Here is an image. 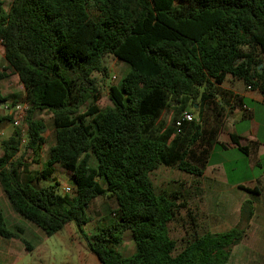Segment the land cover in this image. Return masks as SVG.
Listing matches in <instances>:
<instances>
[{
	"label": "trees",
	"instance_id": "trees-1",
	"mask_svg": "<svg viewBox=\"0 0 264 264\" xmlns=\"http://www.w3.org/2000/svg\"><path fill=\"white\" fill-rule=\"evenodd\" d=\"M0 39L7 62L0 104L13 98L30 106L25 133L13 114L0 115V125L14 126L1 143L0 184L16 213L52 236L70 222L83 231L92 201L114 198L117 217L85 235L101 264H227L250 227L253 201L242 204L230 230L196 234L177 251L170 224L187 198L157 194L150 173L162 165L202 173L184 159L187 123L176 127L186 102L215 96L229 76L264 97V0H12L8 10L0 0ZM107 55L130 70L101 108L95 74L108 76ZM12 75L24 91L4 96L1 83ZM175 107L171 126L161 130L163 113ZM38 110L53 114L56 143L42 170L29 174L22 147L39 154L46 143ZM57 163L71 172L74 197L60 194L58 182L41 184ZM24 233L21 225L9 229L0 210V236L32 250ZM127 233L135 243L130 256L119 249Z\"/></svg>",
	"mask_w": 264,
	"mask_h": 264
},
{
	"label": "crops",
	"instance_id": "crops-1",
	"mask_svg": "<svg viewBox=\"0 0 264 264\" xmlns=\"http://www.w3.org/2000/svg\"><path fill=\"white\" fill-rule=\"evenodd\" d=\"M216 86L218 93L215 96L204 100L198 98L196 102L190 100L185 103V110L194 113L195 120L193 123L187 122L185 129L184 136H187L189 140L186 143L184 159L200 168L202 173L190 174L191 180L185 182L182 188V193L186 194L184 195L188 202L187 209L184 210L187 211V217L195 226L198 223L196 220L202 215L205 216L209 226L206 232L211 233L228 231L236 226L240 221L241 207L245 199L242 201L240 199L232 210L226 206L219 209L211 208L206 202L207 188L210 187L215 193L218 188L212 189V187L217 178L224 180L228 172H255L258 167L264 166L263 95L258 90L249 88L242 80L230 76L224 83ZM172 111L173 109L169 113L170 125ZM195 134L201 135L193 143L190 140ZM4 135L5 129L0 125V136ZM241 147L246 149L245 152L240 149ZM230 151H235L237 157L233 165L227 168L223 154ZM246 182L249 185H245L244 181H236L231 184L229 191H238V193L241 191L242 195H249L254 203L255 213L245 238L233 247L227 264H264V217H260L259 211L264 209V201H259L264 196V183H262L264 181L251 179ZM0 210L4 214L6 223L11 217L16 220L15 226L21 225L22 219L13 210L1 184ZM260 218L262 223L258 222ZM24 229V234L30 232L34 236L48 237L42 230L30 227H24ZM190 238L188 236L183 240L185 245ZM16 240L0 236V250L8 254L17 247L23 251L25 244H17ZM87 249L89 251L88 245ZM43 251L44 256L50 253L47 248Z\"/></svg>",
	"mask_w": 264,
	"mask_h": 264
},
{
	"label": "rangeland",
	"instance_id": "rangeland-1",
	"mask_svg": "<svg viewBox=\"0 0 264 264\" xmlns=\"http://www.w3.org/2000/svg\"><path fill=\"white\" fill-rule=\"evenodd\" d=\"M3 1L5 8L8 10L11 6L12 0ZM104 65L108 69V76L105 77L100 73L95 74L100 80L101 97L98 101V105L101 108L112 104L109 98L111 85L120 86L123 77L130 70L128 63L120 61L113 55L105 56ZM1 86L4 96H9L14 93L22 94L24 91V87L21 84L18 75H12V77L4 80L1 83ZM12 100L13 98H11L8 103H11ZM5 104L6 103L0 104V115L2 116L7 115ZM172 109L174 111L176 107ZM171 110L165 111L160 118L161 120L158 126H162L161 130L171 126L169 122V113ZM35 118L42 119L47 127L44 134L46 143L39 154H33L25 150V147H22L21 152L26 153L25 160H27V166L24 167V171L29 174L42 170L48 160L51 146L56 143L53 114L49 110H38L35 113ZM1 128L5 129V135L0 136V154L3 152L1 145L2 141L12 134L14 126L10 122H5L1 124ZM223 156L226 160V167L229 168L233 165V161L236 159L237 153L235 151L225 152ZM91 163L93 166H97V160L94 155H92ZM55 167L56 170L54 174L48 179H43L41 184L55 185L58 182V192L60 194H68L70 197H74L73 188L75 186V182L73 176L68 170L64 169L60 163H57ZM263 169L264 166L263 168L258 167L255 172H228V176L224 180L222 178H217L212 189L218 188V191L214 193V190H211L210 187L207 188V204H209L211 208L219 209L220 207L226 206L232 210L240 199L241 201L244 199V201L252 200L249 195H242L243 193H241V191H239L240 193H238V191L230 192L229 189L231 184L236 183V181H244L245 185H249L246 181L251 179H260L264 181ZM189 176L190 173L179 169L177 166L165 165L160 166L158 169L150 173V178L154 184L157 194H163L166 196L182 195L183 197L181 199H183L186 195L185 193V195L182 193V188L185 182L191 180V177ZM66 186H70L72 191L64 192L63 188ZM255 200L258 201L257 199ZM259 201H264V196ZM117 210L118 205L114 198L104 196L97 197L89 205L87 213L91 220L83 227V231L80 230L75 222H70L62 231H60L59 235L40 237L27 232L23 235V237L30 243L33 249H26L23 242L20 239H17L15 242H17V244L24 245L25 251L16 247L7 254L6 252L0 250V264H101L98 256L92 252L90 248L88 251V243L85 235L98 233L104 227L109 225L110 222L117 217ZM184 210L185 209L182 210L183 212L181 211L177 220L170 224V234L178 241L177 251H180L183 248L185 245L183 240L187 239L188 236L194 237L196 234H203L209 229L205 216H200L196 220L198 223L194 226L192 220L186 215L187 211ZM259 211L261 213L260 217L263 218L264 209H260ZM19 216L22 219V226L42 230L34 223L23 218L21 215ZM261 218L260 221L258 220L260 223H262ZM7 223L9 229H14L16 220L9 217L7 219ZM255 228H257V226H255ZM44 248H47L50 252L49 255L44 256ZM119 249L124 256H130L134 252L135 243L130 233L125 235L123 243L119 246Z\"/></svg>",
	"mask_w": 264,
	"mask_h": 264
},
{
	"label": "built area",
	"instance_id": "built-area-1",
	"mask_svg": "<svg viewBox=\"0 0 264 264\" xmlns=\"http://www.w3.org/2000/svg\"><path fill=\"white\" fill-rule=\"evenodd\" d=\"M7 65V62L5 60V47L4 42L2 39H0V70H3ZM251 88V86H249ZM30 106L27 102H18L16 104L6 103L5 109L8 115L13 114L14 115V125L21 127L23 129V132L25 133L26 127H25V119L28 114ZM195 120L194 113L184 110L180 117L176 121V127L177 131L181 132L182 127L187 122H193ZM25 142V139L23 140ZM64 192H70L72 191V188L70 186H66L63 188Z\"/></svg>",
	"mask_w": 264,
	"mask_h": 264
}]
</instances>
